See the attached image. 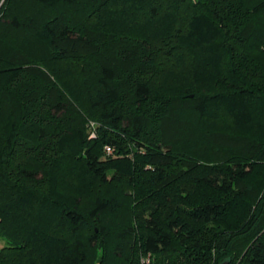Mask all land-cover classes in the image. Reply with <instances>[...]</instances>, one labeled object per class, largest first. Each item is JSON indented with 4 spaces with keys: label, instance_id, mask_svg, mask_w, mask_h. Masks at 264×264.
I'll return each instance as SVG.
<instances>
[{
    "label": "trees",
    "instance_id": "obj_1",
    "mask_svg": "<svg viewBox=\"0 0 264 264\" xmlns=\"http://www.w3.org/2000/svg\"><path fill=\"white\" fill-rule=\"evenodd\" d=\"M0 242L264 264V0H0Z\"/></svg>",
    "mask_w": 264,
    "mask_h": 264
},
{
    "label": "built area",
    "instance_id": "obj_2",
    "mask_svg": "<svg viewBox=\"0 0 264 264\" xmlns=\"http://www.w3.org/2000/svg\"><path fill=\"white\" fill-rule=\"evenodd\" d=\"M92 127H93V125H92ZM94 136V132H92L91 134H90V137H93ZM112 151H111V149L109 148V147H106L105 148V153L106 154H110Z\"/></svg>",
    "mask_w": 264,
    "mask_h": 264
},
{
    "label": "rangeland",
    "instance_id": "obj_3",
    "mask_svg": "<svg viewBox=\"0 0 264 264\" xmlns=\"http://www.w3.org/2000/svg\"><path fill=\"white\" fill-rule=\"evenodd\" d=\"M108 155V154H107ZM3 245V243L2 242H0V247Z\"/></svg>",
    "mask_w": 264,
    "mask_h": 264
}]
</instances>
